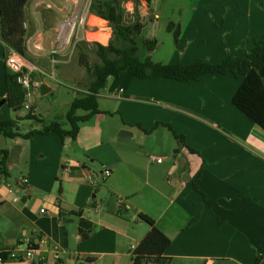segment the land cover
<instances>
[{
    "label": "crops",
    "instance_id": "1",
    "mask_svg": "<svg viewBox=\"0 0 264 264\" xmlns=\"http://www.w3.org/2000/svg\"><path fill=\"white\" fill-rule=\"evenodd\" d=\"M202 1L203 5L193 11V21L186 27L180 24L182 34L174 52L165 59H155L153 53L154 62L190 65L204 60L220 64L229 54L245 57L264 40V0ZM51 2L31 0L25 10L28 60L39 68L33 73L39 78L49 73L39 65L38 55H49L58 65L72 62L66 59V52L53 56L55 46L45 51L47 16L42 11L52 8ZM91 2L86 10V29L77 40L86 46L97 41L107 45L112 31L99 25L106 21L89 13ZM137 7L143 23L146 17L154 25L161 20L146 1L135 0L134 10ZM63 8L57 32L67 17V4ZM168 18V24L177 21ZM167 33L173 35L168 29ZM100 35L108 36L106 43L97 39ZM0 45L5 61L6 47L1 41ZM200 50L204 53L199 55ZM129 70L110 79L99 96L119 103L116 113L121 116L120 125H111L110 130L104 120L101 128L94 122L98 114L81 127L76 142L63 141L56 134H37L36 143L46 152L38 163L36 156L40 154H35L34 142L32 154H26L25 160L24 154L7 160L9 180L27 178L28 184L20 194L21 204L12 203V196L0 191V264H77L87 258H94V264H133L132 251L151 230L142 216L171 239L165 254L169 264H255L264 257V130L233 104L243 78L231 73L208 74L179 82L138 79ZM42 83L50 88L49 93L54 90L47 80ZM37 91L40 89L34 97ZM34 97L32 110L38 116ZM6 98L4 63L0 100ZM73 100L53 113L48 108L40 118L45 123L65 122ZM3 108L10 109L7 104L0 107V119L11 120L9 110ZM157 122L170 124L185 137V143L180 144L184 152L178 151L176 158L167 149L169 135L174 137L167 128L160 126L151 133L137 128L140 124L151 130ZM119 132L129 135L123 139ZM50 142L59 152L47 151ZM61 149L69 154L62 156ZM21 163H25L23 168L16 171ZM106 171L110 175L98 182ZM195 182L214 201L212 206L195 190ZM80 210L82 215L72 214ZM67 215L74 217L68 223ZM81 230L89 231L90 237L83 240ZM33 244L37 249L32 260L10 258L13 251L24 254L34 248ZM55 252L59 259H55Z\"/></svg>",
    "mask_w": 264,
    "mask_h": 264
},
{
    "label": "trees",
    "instance_id": "2",
    "mask_svg": "<svg viewBox=\"0 0 264 264\" xmlns=\"http://www.w3.org/2000/svg\"><path fill=\"white\" fill-rule=\"evenodd\" d=\"M31 0H0V41L5 44V76L7 84V105L15 113L24 109L27 101V92L18 81V76L12 73L7 66V58L13 50L28 59L26 35V7ZM124 0H92L89 13L106 21L112 31V38L107 45L95 42V54L99 62L90 64L84 43H78L79 63L86 70L88 85L86 93H81L73 100L66 114V121H52L45 123L33 110L24 117H16L3 121L0 119V133L6 137H23L30 139L36 134H56L61 140L71 139L76 142L81 131V125L89 122L94 116L101 113L99 108V96L107 87L110 79L119 78L127 70L134 71L138 79L164 78L179 82L198 80L203 75L231 73L235 77H242L238 91L233 98V104L245 114L251 121L264 130V40L257 42L255 47L245 57L240 58L229 54L220 64H213L199 60L190 65L156 63L152 60V54L158 47L155 38H147L141 41V35L145 30L138 7L130 22L127 21ZM168 31L174 34L176 43L179 42L182 27L180 24L171 22ZM141 43L146 51V57H141ZM85 45V46H84ZM33 79L36 74H33ZM35 80V79H34ZM85 112L79 114V112ZM34 120L42 126L28 134L19 132V123L22 120ZM70 126L66 129V126ZM163 126L175 137L185 143V137L178 134L170 124L157 122L151 130H145L140 124L137 128L151 133L154 129ZM10 128L11 130H6ZM186 147L194 152L189 146ZM8 154L3 152L0 158L3 174L9 177L7 169ZM194 188L201 193L207 205H213L214 201L206 197L203 191L194 183ZM64 210V208H63ZM73 215L80 216L83 212L76 211ZM63 219L65 213L60 212ZM143 221L151 226L150 232L142 239L132 251L133 264H169L170 258L165 257L171 245V239L160 231L154 222L142 216ZM81 237L86 240L90 237L89 231L81 230ZM37 249V244H33ZM6 261L5 255H1ZM94 258H87L77 264H94ZM264 257L259 258L255 264H261Z\"/></svg>",
    "mask_w": 264,
    "mask_h": 264
},
{
    "label": "rangeland",
    "instance_id": "3",
    "mask_svg": "<svg viewBox=\"0 0 264 264\" xmlns=\"http://www.w3.org/2000/svg\"><path fill=\"white\" fill-rule=\"evenodd\" d=\"M51 2L54 6L52 8L43 9L42 15L47 16L46 24V38H48V41L45 43V51H49L55 46L54 38L58 34L57 32V25L58 23L63 19V16L59 13L61 12L64 14V5L68 4L67 7V13L70 12L71 5H74V3L70 0H52ZM79 1V0H78ZM92 0H82L83 2V12L85 13L89 2ZM148 3V5L151 7V9L155 10L153 13L161 15V20L156 21V24L154 25L152 23V20H150L149 17H146L144 20L145 23V30L143 31V34L141 35V41L145 38H155L158 41V48L154 52V58L155 59H165L166 56L170 57V54L174 52V48L176 46V41L173 35H169L167 33V26H169V18L171 17L174 20V23L183 24V26L186 27L187 23L194 18L195 15H193V11L196 7L203 5L202 0H144ZM68 2V3H67ZM74 2V0H73ZM126 9V18L127 21L130 22L132 19V16L134 15V5L135 0H129L128 2L123 4ZM72 7H76V4ZM127 9H131L133 13H128ZM66 12V11H65ZM152 19V18H151ZM193 21V19H192ZM100 26L104 28H110L108 23H99ZM79 38L82 37V32L79 33ZM107 35H100L99 38H97L99 41L106 43L107 42ZM77 40L76 36L74 39V42ZM98 42V41H97ZM100 43V42H98ZM78 44V42H77ZM79 45V44H78ZM77 45V46H78ZM85 46V45H84ZM196 47V43L193 44L191 50H194ZM209 50L212 49V47H207ZM96 47L94 45L85 46L84 51L87 53L88 56V62L90 64H94L99 62V58L95 54ZM5 53V50L3 54ZM67 56L66 59L71 58V64L70 65H58L51 62L49 55H38L36 59H38L39 65L44 67L46 70V73H49L48 76H42L39 78L36 74V77L34 78L36 82H39L41 84L42 81L47 80V82H50L53 86V91L49 94H46L42 96L40 94V91H37L36 96L34 99H37L38 103V116H43V112L46 113L47 109H50L49 113H53L54 109L57 111L58 108H60V105L65 102H71L75 96H78L81 93L88 92L87 85H88V75L86 73V70L80 65L79 63V51L78 47H72L66 51ZM199 55L204 53V51L200 50L198 52ZM1 53V45H0V90H3L4 87V56ZM146 51L143 48V45L141 43V57L144 58L146 56ZM153 55V54H152ZM29 59V58H28ZM44 68H42L44 70ZM131 71V70H129ZM132 72V71H131ZM44 78V79H43ZM240 78V77H239ZM114 80V79H113ZM39 89V87L37 88ZM36 89V90H37ZM35 90V91H36ZM33 98V97H32ZM30 99L32 102L33 99ZM119 103L116 101H109L106 98H99V108L101 111V115L97 116L95 119L100 127L102 128V122L106 120L107 127L111 130V125H120L122 122L121 116L116 113L117 106ZM3 110H9L10 116L12 119H16V117L20 115L27 114V110L23 109L22 111L15 113L11 109L3 108ZM110 111V112H108ZM85 112L81 111L79 114H84ZM106 114V115H102ZM51 119V116L49 117ZM48 121V119H47ZM46 121V122H47ZM66 121V120H65ZM94 123H91L90 127H94ZM19 132L21 134H28L32 130L40 129L41 124L34 121V120H22L19 123ZM85 126V123L81 125V127ZM66 129H69L70 126H66ZM6 130H11L10 128H6ZM167 132V131H166ZM88 134V131L85 132ZM119 132V136H121ZM37 135V134H36ZM36 135L31 137L30 139H24L23 137H6L3 134L0 133V158L3 154V152H6L8 154L7 160L12 161L13 159H17V154H24V160L26 159V154H32L31 152V146L32 142L35 143V154H40L39 156H36V162L38 163L41 159V154H46V152H43L40 150V148L43 147L42 144L36 143ZM89 135V134H88ZM170 144L167 146V149L169 151V154H171V157L174 156V154H177V152L181 151V153L184 152L183 147L180 145L182 142L180 140L174 139L172 135L170 134ZM68 140V139H67ZM71 142V140H68ZM18 144L21 145V151L19 153L18 151ZM47 151L50 153H56L59 152V147L53 143L50 142L47 147ZM60 154L64 156L65 154H69L68 151H65L61 149ZM8 164V162H7ZM25 163H21L18 167H16V171H20ZM53 165V164H52ZM105 177L101 176L97 178V181L104 180ZM14 182V180H11V182ZM98 185V184H97ZM107 203V202H105ZM64 208V207H63ZM71 218H74L73 216H66L67 223L70 221Z\"/></svg>",
    "mask_w": 264,
    "mask_h": 264
},
{
    "label": "built area",
    "instance_id": "4",
    "mask_svg": "<svg viewBox=\"0 0 264 264\" xmlns=\"http://www.w3.org/2000/svg\"><path fill=\"white\" fill-rule=\"evenodd\" d=\"M76 4V7H72ZM71 5L70 12L67 13V17L61 24L58 35L55 43V48L52 51V55H57L62 52H66L68 49L73 46L76 47L78 40L74 42L75 36L78 37V33L86 29L87 16L86 12H83V2L79 0ZM68 7V4H67ZM56 64V60L53 62ZM7 66L9 70L18 76V81L23 89L27 92V101L24 104V109L27 111L32 110V105L30 99L34 97L35 90L40 86L38 82L33 80L32 74L40 71L34 64H32L26 57L23 55L11 51L7 58ZM153 161L162 162L159 158H153ZM110 175L109 171H106L102 176L107 177ZM93 185L97 183L93 181ZM28 179L22 178L18 182H11L7 176L3 174L2 166L0 165V191L5 190V192L12 196V203L21 204L23 203V197L20 195L27 188ZM0 197V203L2 202ZM41 213H45V210L42 209ZM35 255V250L29 248L24 254H21L17 251H13L10 254V258L14 260H25L30 261ZM55 259H59L58 252H55ZM4 263V262H3Z\"/></svg>",
    "mask_w": 264,
    "mask_h": 264
},
{
    "label": "water",
    "instance_id": "5",
    "mask_svg": "<svg viewBox=\"0 0 264 264\" xmlns=\"http://www.w3.org/2000/svg\"><path fill=\"white\" fill-rule=\"evenodd\" d=\"M39 89H40V93H41L42 96L46 95L50 91V88H47L46 84H44V83L40 84ZM5 104H7V100L6 99L0 100V107L4 106ZM128 135H129L128 132H123L120 137L123 138V139H126L125 137L128 136ZM174 158H176V156H174ZM261 264H264V261Z\"/></svg>",
    "mask_w": 264,
    "mask_h": 264
},
{
    "label": "bare ground",
    "instance_id": "6",
    "mask_svg": "<svg viewBox=\"0 0 264 264\" xmlns=\"http://www.w3.org/2000/svg\"><path fill=\"white\" fill-rule=\"evenodd\" d=\"M103 22V21H102ZM104 23V22H103Z\"/></svg>",
    "mask_w": 264,
    "mask_h": 264
}]
</instances>
